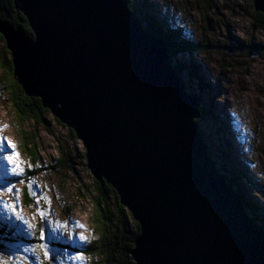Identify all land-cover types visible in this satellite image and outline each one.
Segmentation results:
<instances>
[{
	"label": "water",
	"instance_id": "1",
	"mask_svg": "<svg viewBox=\"0 0 264 264\" xmlns=\"http://www.w3.org/2000/svg\"><path fill=\"white\" fill-rule=\"evenodd\" d=\"M13 1L34 34L0 22L14 76L75 132L92 176L140 225L135 264H264V230L209 155L200 100L129 1Z\"/></svg>",
	"mask_w": 264,
	"mask_h": 264
},
{
	"label": "rangeland",
	"instance_id": "2",
	"mask_svg": "<svg viewBox=\"0 0 264 264\" xmlns=\"http://www.w3.org/2000/svg\"><path fill=\"white\" fill-rule=\"evenodd\" d=\"M135 4L138 17L154 20L165 28L179 29L187 41L206 47L203 52L180 53L171 59L172 64L184 90L200 100L203 115L197 118L200 119L198 126L209 154L216 158L215 164L223 174L226 172L230 177L232 172L245 183L250 180L245 189L254 210L245 213L250 220L255 217L254 221L264 223V30L259 28L252 1L135 0ZM2 81L0 70V141L15 144L24 173L20 177L4 176L0 170V201L14 204L34 231L29 235L23 224L0 207V227L16 230L28 239L13 243L14 240L7 242L0 238V261L7 264L12 256L18 264H37L39 257L40 264H44L39 250L41 227L42 243L48 245L50 252L47 264H92V258L84 255L78 262L64 258L65 251L69 256L79 253L69 246L82 244L76 239L80 235L85 237V242L96 238L89 221L93 216L92 205L86 193V188L93 190L94 177L81 158L86 154L84 144L78 139L73 141L68 128L59 124L54 115L46 113L47 124H41L38 129L28 126L36 132L39 156L37 164L32 166L38 175L35 178L26 175L31 162L20 151L13 127L14 112ZM62 146H68L71 155L76 157V166L71 172L56 167ZM3 147L0 156L11 153L7 143ZM28 179L34 185L28 186ZM9 187L11 193L7 191ZM26 191L31 195L29 205ZM39 212L44 216L38 215ZM50 220L67 227L53 233ZM69 234L73 240L60 243V240L67 241ZM32 245L36 246L35 255L23 252L24 247ZM21 256L27 259L20 260Z\"/></svg>",
	"mask_w": 264,
	"mask_h": 264
},
{
	"label": "trees",
	"instance_id": "3",
	"mask_svg": "<svg viewBox=\"0 0 264 264\" xmlns=\"http://www.w3.org/2000/svg\"><path fill=\"white\" fill-rule=\"evenodd\" d=\"M128 1L130 10L138 15L136 13L135 0ZM255 16L259 17L258 19L261 25L259 28L264 30V14L256 12ZM145 19L146 17L144 19L143 17H140L142 23L146 22V31L158 35L163 40L171 59L176 58L180 53H190L194 50H206L204 49L206 47H203L201 44L198 45L187 41L183 34L180 33L179 29L165 28L154 20L145 21ZM0 22H6L15 29L20 28L29 39L34 38V34L29 27L27 18L22 13H18L13 0H0ZM0 43L2 45H0V70H2L3 74L2 82L5 83L3 90L14 112L13 127L16 132L20 151L23 155L29 158L31 162V165H28L29 167L26 169V175L35 178L38 173L33 171L36 168H32V166L36 165L38 161L39 153L35 146L38 138L35 130L29 128V125H33L38 129L41 124H47L46 113H52L49 109L43 107L39 98L29 97L16 80L14 76L12 56L7 48L5 38L1 33ZM204 45H206L205 42ZM176 68L181 74L180 69L178 67ZM202 113L200 103V117H202ZM56 121L59 124H62L57 118ZM196 123L199 125L200 119H197ZM68 132L71 139L75 141L77 139L75 132L70 128H68ZM59 154L60 157L57 161L56 167H60V169H65L69 172L74 170L76 166V157L71 155L69 147H60ZM209 155L212 157L215 164L216 161L214 159L216 158L211 154ZM85 156V154H82L81 158L86 162ZM223 165L224 164L221 163L222 168H224ZM229 173L231 174V178L225 172L229 185L234 188L237 194L242 198L244 210L252 213L254 206L249 202L245 189L246 186L248 187V182L250 183V180L247 179V183H245L244 179H242V181L241 179L238 180L236 175L232 172ZM29 185H34L31 183L30 179H28V186ZM28 186L26 187V190ZM92 189L93 190L90 192L89 189L86 188V193L89 195V200L92 205L93 216L89 221L92 228V234L94 233L96 238L92 240L89 239L87 242H83L80 245L77 244L74 245V247H69L74 248L84 256L91 257L92 264H135L132 258V250L135 247V240L140 234V225L133 219L131 213L122 205L117 191L106 181L100 183L93 178ZM26 192V201L27 205H29L32 201L30 200L31 195L28 191ZM255 219V217L252 218L255 225L264 230V223L256 222L254 221ZM40 230L41 227H39V232ZM16 235H19V237ZM35 237H38V234ZM0 238L7 242L9 240H14L13 243L20 242L22 239L28 240L26 235L23 238L21 234L16 232V230H11L7 227H0ZM98 260L99 262H97Z\"/></svg>",
	"mask_w": 264,
	"mask_h": 264
},
{
	"label": "snow or ice",
	"instance_id": "4",
	"mask_svg": "<svg viewBox=\"0 0 264 264\" xmlns=\"http://www.w3.org/2000/svg\"><path fill=\"white\" fill-rule=\"evenodd\" d=\"M4 143H7V147L11 149V153L10 154L5 153L3 156H0V170L3 171L4 176L10 175L14 177H20L24 173V168L21 166V163L19 161V156H18V153L16 152V146L11 141H0V153L4 152V147H3ZM5 163L7 165L6 168H5ZM7 191L11 193L12 188L9 187ZM0 207L3 208L5 213H10L11 216L14 217L16 221H19L21 224H23L25 226V230L28 231L29 235H31V233L34 231L33 225L21 217L19 212L16 210V206L14 204H9L7 202L0 201ZM38 215L43 217L44 213L39 212ZM48 223L53 233L61 231V229H64L67 227V225H62V224H59L58 222L54 223L51 220ZM77 227H79V225H77ZM57 239H59V237H57ZM76 239H78L81 242H85V237L83 235H80ZM39 240L40 241L44 240V232L42 229L39 232ZM72 240H73V236L69 234L68 240L67 241L60 240V243H68ZM39 250L43 254L44 264H47V262L50 259V252L48 250V245L41 243L39 245ZM35 251H36L35 245L27 246L23 248V252L31 254V255H35ZM64 258L66 260L78 262V261L83 260V255L81 253H76L72 256H69L67 251H65ZM19 259L26 260L27 257L21 256ZM36 261H37V264H40L39 257L36 258ZM0 264H5V262L0 261ZM7 264H18V260L15 257L10 256ZM58 264H61V262H58Z\"/></svg>",
	"mask_w": 264,
	"mask_h": 264
},
{
	"label": "clouds",
	"instance_id": "5",
	"mask_svg": "<svg viewBox=\"0 0 264 264\" xmlns=\"http://www.w3.org/2000/svg\"><path fill=\"white\" fill-rule=\"evenodd\" d=\"M174 66V65H173Z\"/></svg>",
	"mask_w": 264,
	"mask_h": 264
}]
</instances>
